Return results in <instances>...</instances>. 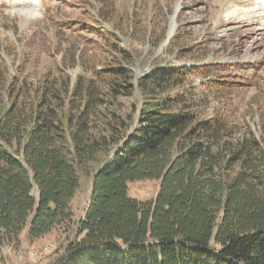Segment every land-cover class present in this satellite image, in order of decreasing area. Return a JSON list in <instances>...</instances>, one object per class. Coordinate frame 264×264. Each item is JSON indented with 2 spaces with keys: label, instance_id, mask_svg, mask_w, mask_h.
I'll list each match as a JSON object with an SVG mask.
<instances>
[{
  "label": "trees",
  "instance_id": "trees-1",
  "mask_svg": "<svg viewBox=\"0 0 264 264\" xmlns=\"http://www.w3.org/2000/svg\"><path fill=\"white\" fill-rule=\"evenodd\" d=\"M96 29L113 61L75 81L63 63L39 87L11 90L10 107L0 99V264L7 247L57 229L73 238L54 264H264V101L253 124L205 117L169 90L219 67L137 78L132 53ZM137 93L123 115L118 100ZM82 173L91 187L77 215ZM143 181L159 182L150 202L130 195Z\"/></svg>",
  "mask_w": 264,
  "mask_h": 264
},
{
  "label": "rangeland",
  "instance_id": "rangeland-1",
  "mask_svg": "<svg viewBox=\"0 0 264 264\" xmlns=\"http://www.w3.org/2000/svg\"><path fill=\"white\" fill-rule=\"evenodd\" d=\"M99 24L132 53L137 78L158 68L216 65L212 75H189L169 94H182L205 117L220 113L238 124L257 121L252 114L264 101V0H0V72L7 88L5 100L0 90L2 108L10 107L11 90L39 87L60 76L63 63L74 65L65 74L75 81L91 76L84 65L95 61L102 68L113 61ZM138 99V93L119 99L122 114ZM90 187V176L82 173L73 204L77 215ZM158 190L156 181L129 186L140 202L154 200ZM72 238L57 229L19 249L7 247L3 264H54Z\"/></svg>",
  "mask_w": 264,
  "mask_h": 264
},
{
  "label": "bare ground",
  "instance_id": "bare-ground-1",
  "mask_svg": "<svg viewBox=\"0 0 264 264\" xmlns=\"http://www.w3.org/2000/svg\"><path fill=\"white\" fill-rule=\"evenodd\" d=\"M172 34H173V31H172V29H171L170 33L168 34L167 43H168V41L171 39Z\"/></svg>",
  "mask_w": 264,
  "mask_h": 264
}]
</instances>
